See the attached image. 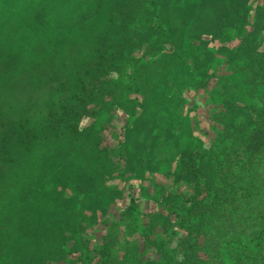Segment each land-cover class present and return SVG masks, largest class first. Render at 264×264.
<instances>
[{
	"label": "rangeland",
	"instance_id": "rangeland-1",
	"mask_svg": "<svg viewBox=\"0 0 264 264\" xmlns=\"http://www.w3.org/2000/svg\"><path fill=\"white\" fill-rule=\"evenodd\" d=\"M49 1L30 4L42 23H26L24 0H0V264H232L237 247L264 264L252 247L264 220V36L232 58L251 93L233 106L202 93L190 111L199 142L154 160L156 124L142 118L177 98L164 93L183 66L181 44L229 39L241 14L219 4L185 19L169 0ZM244 25L239 34L254 28ZM106 184L125 198L89 222L76 199ZM227 216L238 225L221 228ZM245 227L255 241H241Z\"/></svg>",
	"mask_w": 264,
	"mask_h": 264
},
{
	"label": "trees",
	"instance_id": "trees-1",
	"mask_svg": "<svg viewBox=\"0 0 264 264\" xmlns=\"http://www.w3.org/2000/svg\"><path fill=\"white\" fill-rule=\"evenodd\" d=\"M9 2H12V0H8ZM56 1V0H55ZM59 1V0H58ZM68 2L70 0H67ZM27 3V10L25 8H23L26 13L24 15H26L25 18V22L26 23H30L32 21V19H34V21H37V23H42L45 19V14H43V17L40 16V12L37 11L36 13L32 12L29 13V8L32 7L30 6V4L32 3H37L38 7L40 8V6L43 4L44 7H50L51 2L49 0H24V3ZM72 3V1L70 2ZM24 4H22L23 6ZM26 7V6H25ZM73 8V7H71ZM87 6H84V9L82 10L84 13L86 11ZM63 11V17H70V15L75 11V9H72L73 12L68 13V10L66 9H62ZM65 11H67V13H65ZM79 11V10H78ZM76 12V11H75ZM260 13V14H259ZM258 13V16L255 18L254 20V25H253V30L251 32H248L245 34L244 37L241 38L239 44H238V48L234 47H230L228 49V53L226 52V59H225V64H226V69L227 71L221 72V77L218 78V80H213L211 81H206L209 82L207 85H212L211 88H207L206 86H204V84H206L204 82L203 79H205V75H203L202 78L198 77L197 75H193L191 76L188 80L183 79L180 77L177 78H171L173 83L170 82L169 87H165L166 91L164 94L168 95V96H176L177 98H166L165 102V109L163 112H159V108L158 107H154V108H150V110H152V112L154 111V116L150 117V116H146L144 118H142L144 121L148 122V123H155L156 124V144H159V147L157 148V150L153 149V153L155 154L153 158H155L154 160H159L166 157L172 158L174 157V153H178V155L182 156V154L186 151H188V147L192 144V143H198L199 139L201 138H194L193 134L195 132V130H193L194 128V122H192V119L190 118V111L193 107H199V102L200 101V97H203L201 94H197V98L195 97L196 95L190 94L188 93V90L190 89V87H197V89L199 90L200 88L205 89L204 91H206L204 94L210 98H208V103H215L218 102V98L219 96L222 97L221 102L225 105H229L230 103H233L229 106H233L234 105V100L236 101V99L233 98H239L241 96H243L242 98L245 97V95H249L251 93L252 90L251 89V84L249 82L250 78L248 73H245V69L243 66L238 67V65H234L237 62L233 61L232 58H234L235 53L237 54V52H241V49L243 50H250V40L257 35H263L264 36V17H262L261 15H264V10H260V12ZM23 21V22H24ZM232 36V35H231ZM216 38V37H215ZM216 39H220L223 40V42H229V40L231 39V37L229 36V39H222V38H216ZM224 47H227V45H223ZM180 49H182V52L180 53L179 59L180 63H183L184 67V71L189 72V64L186 65L187 60H189L191 58V49L188 47H181ZM256 54L259 55V61L264 63V50L261 49H257L256 50ZM261 59V60H260ZM185 62V64H184ZM212 63H207L204 64V67L207 65L211 66ZM200 65V64H198ZM203 65V64H202ZM217 71H214V74L218 73V68H216ZM260 72V76L262 77L264 76V65H263V70L259 71ZM211 83V84H210ZM259 83H253V88L257 87V90L261 89V85H258ZM193 85V86H192ZM187 92H186V90ZM186 96V97H185ZM179 97V98H178ZM188 97L191 100L190 102H188ZM232 100L229 102V99ZM241 99V98H239ZM179 105L180 108H177V106ZM186 107V114L183 113V110H185ZM184 108V109H183ZM198 130V129H197ZM141 135L142 136L144 133L143 131H141ZM169 133V135L171 136L170 138H167V134ZM140 139V138H139ZM140 143L143 142V140H139ZM195 143V144H196ZM194 144V145H195ZM167 146V148H166ZM165 148V150L162 151V148ZM152 151L150 154H152ZM165 152V153H164ZM167 153V155H166ZM146 154L148 155L149 153H143L139 159L142 162V168L144 169H148L151 166L150 162L147 161L145 158ZM134 162H136L134 160ZM137 163V162H136ZM151 163H153V161H151ZM105 186H109L110 189H105V191L103 192L104 194H99L100 190L98 191H92L89 194H82L79 197H77V202H82L79 204V208L83 213L87 212V221L89 222H95L97 221V217L101 214L105 217H107L109 215V212H111V207L113 203H115V201L117 200L118 197L121 196L122 199L125 198V193L123 192L124 190H120V188L117 185H110V184H106ZM103 186L100 189H104ZM87 197H90V199H88V201H95V202H99L97 203V205L94 206V208H92V203L89 205V202H86ZM104 202V203H102ZM261 207H263V212H264V205H261ZM239 211V206H235V207H230V208H226L224 209V213H227L228 215H232L233 212H238ZM238 218H233L231 220L230 217H226L223 218V220H220L219 224L221 228H231V227H236L238 225ZM245 224H247V220L244 222ZM244 225V224H243ZM261 225L263 227L262 233L260 234L259 240H261V244L255 243V246H252L253 248L258 247L259 252H261L264 249V220L261 221ZM220 228V230H221ZM241 228V226H240ZM241 234V241H255L256 237H255V232H251V230H248V227L243 228V230L240 232ZM192 240V238H190ZM218 238H215V241H217ZM209 252V255L212 256V258L215 260L217 258H219V250L218 249H212ZM237 256L233 259L232 264H256L257 262V258L255 257V254L253 251H250L249 249H246V251L241 252L239 250V247H237ZM213 259L211 260L212 263ZM264 259V258H263ZM231 264V263H230Z\"/></svg>",
	"mask_w": 264,
	"mask_h": 264
},
{
	"label": "crops",
	"instance_id": "crops-1",
	"mask_svg": "<svg viewBox=\"0 0 264 264\" xmlns=\"http://www.w3.org/2000/svg\"><path fill=\"white\" fill-rule=\"evenodd\" d=\"M206 1L207 0H169V2H171L169 7H172L171 10L174 12V14H176L177 12L178 14L184 15V18L186 19V16L188 15L203 17L206 14L208 16L212 13H216L215 12V9L217 8L216 5L220 4L224 7H227L232 14L242 15V17L240 15L239 18L241 19L242 22L241 26L238 27L236 30H233L229 35L230 37L233 38L235 36H239L242 38L245 36V33L243 34H239V33L240 32L242 33L243 30L245 29L244 23L245 24L248 23L251 25V23L254 22L255 20L254 16L260 12L261 7L264 5V0H209L210 6H207L208 3ZM227 16L228 15H226L225 18H227ZM200 26H202V24ZM205 28L199 29L198 25H196V29L194 30V33H198L199 30L204 31ZM208 33L210 32H207V34ZM223 45H227V47H224ZM181 46L182 47L185 46L191 49V58L187 60V64H189L190 69L189 72L188 70L184 71L183 69L184 67L180 66V70L177 72V77L179 78L181 77L182 79L184 77V79L188 80L193 75H197L200 78H202L203 75H205V79H203L204 82L206 81L212 82L213 80L214 81L218 80V78L221 77L220 76L221 72L227 71L226 69L227 63L225 64L226 62L225 59L227 56L226 52L228 53V49L231 46L230 43L223 42V40L220 41V39H216V38L210 39L208 41L203 40L198 42L197 39L193 38L191 42H189L188 44L185 43L181 44ZM207 63H212V64L211 66L207 65L204 67V64ZM216 68H218V73L214 74V71H217ZM206 85L207 84H204V86ZM206 87L211 88L212 85L209 86L207 85ZM203 88H200L198 90L197 87L196 88L190 87L188 93L193 95L205 93L206 91H204L205 89ZM105 189H110V187L105 186L104 189H99L100 190L99 194H104L103 192L105 191Z\"/></svg>",
	"mask_w": 264,
	"mask_h": 264
}]
</instances>
